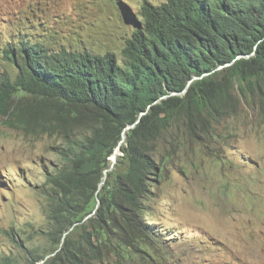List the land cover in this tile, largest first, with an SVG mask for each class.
I'll return each instance as SVG.
<instances>
[{"label": "trees", "instance_id": "trees-1", "mask_svg": "<svg viewBox=\"0 0 264 264\" xmlns=\"http://www.w3.org/2000/svg\"><path fill=\"white\" fill-rule=\"evenodd\" d=\"M139 10L121 63L112 50L54 49L50 33L27 29L1 49L17 74L0 73V116L68 144L48 176L52 248L27 264H102L147 243L163 132L208 134L264 93V0H143Z\"/></svg>", "mask_w": 264, "mask_h": 264}, {"label": "rangeland", "instance_id": "rangeland-1", "mask_svg": "<svg viewBox=\"0 0 264 264\" xmlns=\"http://www.w3.org/2000/svg\"><path fill=\"white\" fill-rule=\"evenodd\" d=\"M142 1L0 0V52L27 29L50 33L54 49L112 50L121 63ZM4 70L17 74L0 57ZM250 102L241 101L208 134L191 136L183 125L163 132L156 142L162 171L147 202L154 237L102 264H264V93L255 91ZM66 151L61 135L26 132L0 116V264H27L51 250L48 176L62 167Z\"/></svg>", "mask_w": 264, "mask_h": 264}, {"label": "water", "instance_id": "water-1", "mask_svg": "<svg viewBox=\"0 0 264 264\" xmlns=\"http://www.w3.org/2000/svg\"><path fill=\"white\" fill-rule=\"evenodd\" d=\"M123 140H124V138H123ZM123 140H122V141H123ZM122 141H121V142H122ZM117 150H118V149H117ZM117 150H116V152L114 153V155H113V156H112V158H111V159H112V161H113V163L116 161V157H117ZM105 177H106V176H105ZM48 257H49V256H47L46 258H48Z\"/></svg>", "mask_w": 264, "mask_h": 264}]
</instances>
